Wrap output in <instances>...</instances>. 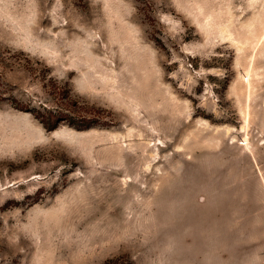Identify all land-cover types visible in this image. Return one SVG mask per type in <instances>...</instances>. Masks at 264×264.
<instances>
[{"label": "rangeland", "instance_id": "obj_1", "mask_svg": "<svg viewBox=\"0 0 264 264\" xmlns=\"http://www.w3.org/2000/svg\"><path fill=\"white\" fill-rule=\"evenodd\" d=\"M0 264H264V0H0Z\"/></svg>", "mask_w": 264, "mask_h": 264}, {"label": "bare ground", "instance_id": "obj_2", "mask_svg": "<svg viewBox=\"0 0 264 264\" xmlns=\"http://www.w3.org/2000/svg\"><path fill=\"white\" fill-rule=\"evenodd\" d=\"M114 138V137H113Z\"/></svg>", "mask_w": 264, "mask_h": 264}]
</instances>
